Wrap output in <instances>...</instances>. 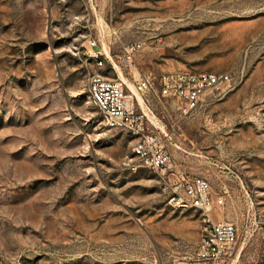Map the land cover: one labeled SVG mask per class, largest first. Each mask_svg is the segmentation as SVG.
Returning a JSON list of instances; mask_svg holds the SVG:
<instances>
[{"label":"rangeland","instance_id":"374dc122","mask_svg":"<svg viewBox=\"0 0 264 264\" xmlns=\"http://www.w3.org/2000/svg\"><path fill=\"white\" fill-rule=\"evenodd\" d=\"M89 39L104 64L90 57ZM140 43L131 65L123 53ZM227 73L185 114L173 70ZM97 71L133 89L173 167L206 177L238 240L220 264H264V0H0V264H186L203 224L167 174L89 95ZM136 166V169L134 167Z\"/></svg>","mask_w":264,"mask_h":264},{"label":"built area","instance_id":"2783aa9c","mask_svg":"<svg viewBox=\"0 0 264 264\" xmlns=\"http://www.w3.org/2000/svg\"><path fill=\"white\" fill-rule=\"evenodd\" d=\"M90 57L98 68L104 60L95 39H89ZM140 43H130L123 53L125 65H131ZM227 73L207 71L173 70L159 75L160 93L180 101L181 110L188 114L200 108L209 93L221 90L229 81ZM152 85L149 76H142L129 91L120 78L105 75L103 71L93 74L89 95L105 123L121 129L135 141L133 158L139 165L157 173L167 174L166 190L169 203L180 209H196L202 213V227L192 256L186 264H220L230 256L238 240L237 226L228 220L214 219L210 209L224 202V195H214L209 180L200 175L189 176L185 171L173 167L172 152L164 137L156 132L149 122L146 111L138 106L137 94ZM136 169V166L134 167Z\"/></svg>","mask_w":264,"mask_h":264}]
</instances>
